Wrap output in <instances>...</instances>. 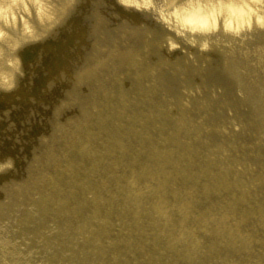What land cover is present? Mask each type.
Masks as SVG:
<instances>
[{
  "label": "bare ground",
  "instance_id": "bare-ground-1",
  "mask_svg": "<svg viewBox=\"0 0 264 264\" xmlns=\"http://www.w3.org/2000/svg\"><path fill=\"white\" fill-rule=\"evenodd\" d=\"M0 264H264V0H0Z\"/></svg>",
  "mask_w": 264,
  "mask_h": 264
},
{
  "label": "rangeland",
  "instance_id": "rangeland-1",
  "mask_svg": "<svg viewBox=\"0 0 264 264\" xmlns=\"http://www.w3.org/2000/svg\"><path fill=\"white\" fill-rule=\"evenodd\" d=\"M144 25H146L147 27H152L154 31H156L158 29V25L156 22H152V21H144L143 22ZM189 84H192L191 86H193V83H190ZM191 86H187V87H191ZM112 87H114L115 89L119 88L118 86L116 85H113ZM219 103V101H217Z\"/></svg>",
  "mask_w": 264,
  "mask_h": 264
}]
</instances>
